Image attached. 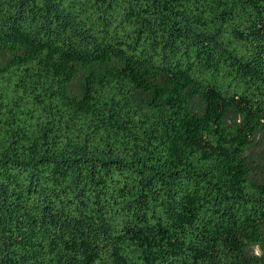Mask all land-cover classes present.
<instances>
[{"label":"trees","instance_id":"trees-1","mask_svg":"<svg viewBox=\"0 0 264 264\" xmlns=\"http://www.w3.org/2000/svg\"><path fill=\"white\" fill-rule=\"evenodd\" d=\"M115 2L121 32L112 53L98 30V18L115 22L110 0H0V49L22 52L0 73V264H95V248L101 264H132L135 252L139 264H254L218 237L202 252L177 229L198 201L208 216L264 240V182L243 160L250 132L264 123V0ZM54 56L72 77L80 61L101 67L77 102L97 149L65 153L49 140L63 103ZM137 66L200 94L218 75L229 78L231 105L249 130H223L229 151L202 158L186 150L178 165L168 163L147 142ZM13 108L22 112L9 121ZM106 185L124 202L125 230L101 220L112 212ZM52 229L59 252L42 256Z\"/></svg>","mask_w":264,"mask_h":264},{"label":"rangeland","instance_id":"rangeland-1","mask_svg":"<svg viewBox=\"0 0 264 264\" xmlns=\"http://www.w3.org/2000/svg\"><path fill=\"white\" fill-rule=\"evenodd\" d=\"M110 7L115 9L112 13L115 22L104 25L98 18V30L102 35L104 47L116 53V39L121 32L117 21L121 14L115 0H110ZM20 53L22 52L13 48L0 49V73L4 71L10 59ZM54 58L57 75L54 79L56 97L60 96L63 103L55 110L49 140L56 150L65 153L82 147L97 149L101 145L92 136L84 104L78 106L77 102L84 96L85 81L88 77L97 81L101 67L86 66L80 61L76 63L78 73L72 77L61 68L57 56ZM120 60H122L120 66H126L124 58ZM118 61L119 59H115L114 63L117 64ZM132 69L134 71L133 81L138 89L136 101L143 108L142 121L147 130V142L150 148L156 146L162 150L168 163L178 165L181 160L187 158L186 150L202 158L213 156L221 150L229 151L228 143L222 135L223 130L229 129L236 133L241 128L248 129L249 125L243 115L235 111L231 105L233 85L229 78H221L218 75L213 80L210 89L200 94L192 88L186 91L177 88L171 83L170 78L166 81V76L163 74L154 77L138 66ZM20 112L22 111L13 108L8 115V120L12 121L19 117ZM23 119L24 115L20 122L25 126ZM64 128H66L65 132ZM2 131L0 127V144L4 145L6 141ZM229 156L231 158L232 153H229ZM243 160L249 169V177L264 182V123L250 132L249 145L243 155ZM232 161L235 160L232 159ZM105 190L107 192L104 197L111 204L109 208L112 212L102 211L101 220L104 221L105 215H108L106 216L108 222L114 221L117 227L125 230L127 212L124 202L113 193L109 185L105 186ZM194 205L195 209L182 214L177 229L186 244L202 252L203 250L208 251L212 240L218 237L222 239L228 252L240 255L247 262L264 264L263 239L254 238L243 224L231 227L208 216L198 201H194ZM196 207L199 208L198 211ZM49 223L50 227L55 229L53 222ZM53 229L49 231V243L43 247L42 256L52 255L55 251L59 252ZM261 230L264 233V225ZM132 248L135 251L133 243ZM100 256L99 249L95 248L92 257L95 258L93 260L95 264H101L99 263ZM132 264H139L137 252H135Z\"/></svg>","mask_w":264,"mask_h":264}]
</instances>
